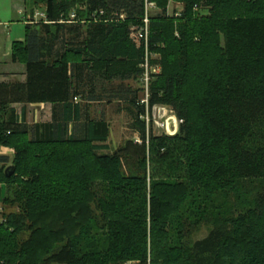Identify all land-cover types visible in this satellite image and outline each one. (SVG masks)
<instances>
[{"label":"trees","instance_id":"trees-1","mask_svg":"<svg viewBox=\"0 0 264 264\" xmlns=\"http://www.w3.org/2000/svg\"><path fill=\"white\" fill-rule=\"evenodd\" d=\"M145 1L31 0L47 21L13 45L27 79L0 83V147L14 150L0 204L19 209L3 213L0 264H264V0H149L151 105L183 121L173 136L148 132L127 84L143 72L129 32ZM103 96L131 107L141 143L103 153L110 125L84 110ZM16 104H51L53 121L29 125ZM201 221L212 228L191 245Z\"/></svg>","mask_w":264,"mask_h":264},{"label":"rangeland","instance_id":"rangeland-1","mask_svg":"<svg viewBox=\"0 0 264 264\" xmlns=\"http://www.w3.org/2000/svg\"><path fill=\"white\" fill-rule=\"evenodd\" d=\"M25 1L28 4H31V0H15V1L14 0H0V23H1L0 24V59L3 60L4 62H7L10 59L12 43L19 42L20 40H23L25 38V28H26V24L24 22L25 15H20L17 11H15V6L18 9L19 6L24 5ZM42 7H43V4H40V6L37 7L38 11L35 13V18L37 19L35 20L36 22L44 21L45 17L39 15V13L40 14L44 13V9ZM181 7L183 8L181 4H180V7H178L176 3L171 4V6H169V13H172L173 11H176V10L180 12L181 10L179 9H181ZM199 12H200V15H206L208 11L200 9L198 13ZM37 13H38V16L36 15ZM156 14H157L156 12L153 13V15H156ZM74 15L76 16V14H72V16ZM72 20L77 21V17L76 19L72 18ZM140 26L141 24L138 26H132L129 32L130 40L137 48L141 47L140 43L136 42L135 39L131 37V35H132V31L135 30L136 28L138 29ZM154 57L155 59H157L156 63H158V65L162 69V66L160 63L161 55L159 53H154ZM127 84H130L131 86H133L134 89H139L141 91L139 94L140 99L144 97L145 86L143 85L141 78L139 82L132 81V82H128ZM104 106L105 105H99L97 109L98 108H101L102 110L104 108L106 109L105 114L107 115V119L111 125V135L109 139L110 151L108 153L116 152L120 147L126 144L127 140H130L132 138H134V141L136 140L135 142L137 143L142 142L140 139V136L138 137V135L134 133L136 131L135 126H134V116H133L134 111L130 109L131 108L130 106H127L128 111H126L124 109L126 105L124 104L123 101H119V99L115 100V102H113L111 106H108V105H107L108 107H104ZM41 112H42V109L40 113ZM32 115L34 117H37L38 112L33 110ZM34 117H32L33 120L30 118L29 121L34 122L36 120ZM171 123H172V120H171ZM153 133L155 136L166 135L165 134L166 132H164V130H161L157 127L153 129ZM4 148L6 149V147H0L1 149L0 155L4 153L2 152ZM135 171L136 169L133 167V165H131L130 167H127L125 170L127 174L135 173ZM99 191L100 192L104 191V188L103 187L100 188ZM92 207H93L94 215L97 218H99V222L101 223L102 216H101V213L96 210V203L93 204ZM189 208L190 207L187 203L182 209V216H185L189 218L190 220L195 219L193 217L194 216L193 212L190 211ZM11 212L18 213L19 209L16 207H8V206H4L3 204H0V222L3 220V213L8 214ZM211 228L212 227L207 225L205 222H202V221L199 222L198 228H196V231L191 235V238H189L188 243L192 245V243H194L196 240L205 238L209 234V231L211 230ZM104 233H105L104 230L100 229L98 231H94L93 234L96 236V238L103 240L105 239L103 235ZM30 235H31V232H28V231L25 232L20 239L21 243L27 241L30 238ZM126 264H135V262H128Z\"/></svg>","mask_w":264,"mask_h":264},{"label":"crops","instance_id":"crops-1","mask_svg":"<svg viewBox=\"0 0 264 264\" xmlns=\"http://www.w3.org/2000/svg\"><path fill=\"white\" fill-rule=\"evenodd\" d=\"M25 2H24V5L21 4L23 7L18 5L19 6L18 9L15 6V11H17L20 15H25V21L24 22L26 24L25 38L23 40H20L19 43L26 41V36H27V32H28L27 27L32 26V30H36L37 28H35V27L39 23V22H36L34 20L35 19V13L38 10L35 8V10L33 11V7L30 4H28L27 2L26 3ZM171 4H175V3L171 2L170 6H171ZM176 5L178 7H180V4L176 3ZM182 9L183 8L181 7V9H179V10H182ZM14 43H17V42H14ZM14 43H12L10 59L7 62H4L3 60L0 59V83H6V84H12V83H16V82L24 83L27 79V77H26V65L24 63H21V62H15L13 60L12 55H13ZM113 102H115V101H113ZM112 103L106 101L105 97L103 96V101L89 102L87 109H84V110H85V113H87V115L91 119L105 120L110 125V123L107 119V115L105 114L106 109L105 108L103 110L101 108L97 109V107H99V105H105L104 107H108V106H111ZM13 107L17 110L20 120H22V118H23L22 113L26 112V122L29 125H33V124H37V123H50L53 121V106L51 104H28V105L16 104ZM41 109H42V112L40 113ZM124 109L126 111H128L126 107ZM33 110L38 112L37 117H34L32 115ZM28 115H29V117H28ZM32 117H34L36 119L34 122L29 121L30 118L32 119ZM73 127H74V122L71 121L69 124V135H71L73 133ZM110 131H111V125H110ZM134 133L137 134L139 137V134L136 131ZM127 141H134V138L127 140ZM107 145L109 146V141L107 142ZM3 150H2V152H4V153H2L0 155V157H5L7 159V162H9L8 164H11V162L14 158V150H12L10 148H6V149L4 148ZM109 151H110V147H109V150L103 151V153H108Z\"/></svg>","mask_w":264,"mask_h":264},{"label":"built area","instance_id":"built-area-1","mask_svg":"<svg viewBox=\"0 0 264 264\" xmlns=\"http://www.w3.org/2000/svg\"><path fill=\"white\" fill-rule=\"evenodd\" d=\"M158 8L154 3L149 0L145 1V13L141 23V26L132 31L131 37L136 42L140 43V46L145 50V56L140 65L142 69L141 81L145 86L144 97L140 99V104L145 109V113L141 116V119L146 123L148 132H153L155 127L164 130L166 135L173 136L179 131L180 125L183 123L176 116L173 109L165 105H151V86L155 79V76L161 73V67L156 63L157 59L154 57V53L150 49V23L151 17ZM39 13V12H38ZM38 13L36 14L38 16ZM170 15L178 16L180 13H169ZM39 15L45 17L44 21H47L46 13H39ZM76 18V16H72ZM36 20V18L34 19ZM84 23V22H82ZM172 120V123H171ZM154 134V133H153ZM1 152V149H0Z\"/></svg>","mask_w":264,"mask_h":264}]
</instances>
